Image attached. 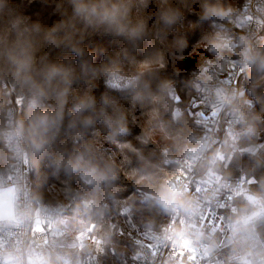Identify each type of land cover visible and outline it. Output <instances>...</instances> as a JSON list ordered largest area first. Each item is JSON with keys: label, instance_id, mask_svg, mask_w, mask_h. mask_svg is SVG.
<instances>
[{"label": "trees", "instance_id": "16d2710c", "mask_svg": "<svg viewBox=\"0 0 264 264\" xmlns=\"http://www.w3.org/2000/svg\"><path fill=\"white\" fill-rule=\"evenodd\" d=\"M241 2L0 0V173L13 163L7 119L17 103L33 210H55L45 235L67 230L94 241L84 256L70 254L72 263L136 264V237L162 229L156 197L176 181L177 157L204 129L193 105L224 43L240 53L230 24L242 26ZM113 74L133 80L115 88ZM239 87V140L216 164L222 176L248 183L230 216L234 230L257 198L264 204V17ZM242 233L258 237L262 257L264 216ZM214 235L213 264H245L233 254L234 244L246 249L235 232L231 240Z\"/></svg>", "mask_w": 264, "mask_h": 264}, {"label": "built area", "instance_id": "2783aa9c", "mask_svg": "<svg viewBox=\"0 0 264 264\" xmlns=\"http://www.w3.org/2000/svg\"><path fill=\"white\" fill-rule=\"evenodd\" d=\"M246 15H251L252 20L245 21ZM263 17L264 0H242L239 11L242 28L238 33L240 53L234 57L226 75L210 74L195 99L193 106L202 110L197 122L204 129L194 143L177 157L179 176L173 184L178 188L187 184V196L193 198L196 214L188 217L181 212L169 228L173 215L165 212L162 229L167 230L161 229L155 238L136 237V264H213L212 235L216 234L222 240L233 239L234 226L230 216L237 210L236 200L248 195V183L242 175L234 178L222 176L216 164L222 157L223 148L235 145L239 140L238 125L245 116V110L237 104L241 95L239 80L252 64L254 44L263 31ZM4 88L8 89V86L4 84ZM19 109V104H12L7 119L13 163L0 173V192L8 194H0V261L3 264H51L39 248L38 241L54 224L55 210L39 215L33 210L29 158L22 133L16 125ZM198 187L200 191H197ZM7 206L11 208V215H1ZM255 209L259 217L264 216V204L258 198ZM182 218L185 220L183 228L180 224ZM38 219L43 221L39 225L36 223ZM193 221L196 227L189 228ZM50 222H53L51 226ZM197 232L203 234L199 243L195 235ZM165 236H171L176 245L171 241L160 242ZM185 241L191 243L185 245ZM192 248L198 250L193 252ZM190 255L195 258L189 260ZM261 258L264 259V254ZM55 264L74 263L69 258H62Z\"/></svg>", "mask_w": 264, "mask_h": 264}, {"label": "rangeland", "instance_id": "374dc122", "mask_svg": "<svg viewBox=\"0 0 264 264\" xmlns=\"http://www.w3.org/2000/svg\"><path fill=\"white\" fill-rule=\"evenodd\" d=\"M230 26H232L233 29L237 31L240 28H242L239 20H236L234 23H231ZM224 46L226 47V51H224L225 54L224 55L222 54L219 57L220 59L214 62V64L209 70L210 74L217 73L219 75H226V73L228 72V69L231 66L230 63H232L231 59L234 57V53L232 52L233 48L231 47L230 43L229 44L224 43ZM132 80H133L132 78H127L121 75L113 74L110 77L109 85L115 88H124L128 86ZM201 111L202 110H197L195 114L199 116L201 115ZM259 218H260L259 212L256 209H253L252 211L249 212L247 216L241 218L240 220L242 221L241 226L234 230L235 235L237 239L239 240V243L243 247H246V249L241 252L240 251L241 247L238 246L237 244H234L233 254L240 255V259L245 264H264V259H262L261 257L257 258L262 252L261 248L258 247V244H259L258 237L251 236L250 238L246 239L244 238L243 233H242L244 225L253 223ZM148 237L153 238L155 237V235L148 234ZM84 238L86 239L85 243L81 241ZM211 241H212L211 246H213V248L217 247V239L215 235H212ZM92 243H94V241L89 240L86 234L82 233L78 235L77 237H73L70 234V232H68L67 230H64L63 233L62 232L56 233L54 237L48 238L46 235H44L38 241V246L44 252V254L50 255V253H52L53 261H58L60 258H63V257L68 258V256L74 253L75 251L78 253L79 256L81 257L84 256L85 254L91 252ZM248 247H252V248H248ZM211 257H212V253H211ZM255 259H256V262H255Z\"/></svg>", "mask_w": 264, "mask_h": 264}, {"label": "clouds", "instance_id": "9594fccd", "mask_svg": "<svg viewBox=\"0 0 264 264\" xmlns=\"http://www.w3.org/2000/svg\"><path fill=\"white\" fill-rule=\"evenodd\" d=\"M245 10L247 11V7L245 8ZM244 19L245 21H250L252 20V16L246 15ZM241 43H243V38H241ZM231 47L235 48L236 45H232ZM209 51H211V49H209ZM244 55L245 57H247V52H245ZM124 130L125 129H121V131H124ZM221 159H223V157H221ZM9 179H11V177H9ZM88 182L90 183L91 181H88ZM204 183H209V182L204 181ZM197 191H200L199 187L197 188ZM205 191H207V189H205ZM187 193H188L187 184H185L182 188H178L175 184L169 182V184L161 192V194L158 197H156L157 203L160 205V207H162L165 212H168L173 215L172 224L168 226L169 228H171L172 225L175 224V216L179 215L181 212H183L188 217H194V215L196 214V208L193 206V198L187 196ZM44 211L47 212V209H44ZM39 212H40V209L38 208L37 215H39ZM42 222L43 221L39 219L36 221L37 225H39ZM51 223L53 222H50V226H51ZM180 224H181V228H183L185 224V220L183 218L181 219ZM188 227L195 228L196 225L194 221L191 224H189ZM37 230L42 231V229H37ZM164 230H167V229H162V231ZM195 235H196L197 243H199L200 239L203 238V234L202 232H197ZM164 241H171L174 246L176 245V241L173 240L171 236H165L160 240V242H164ZM189 243H191V241H185V245ZM200 247H204V245H200ZM197 250H198L197 248L191 249V251L193 252ZM194 258H195L194 256H191V255L189 256V260H192ZM0 264H3V262L0 261Z\"/></svg>", "mask_w": 264, "mask_h": 264}, {"label": "crops", "instance_id": "0c3cea01", "mask_svg": "<svg viewBox=\"0 0 264 264\" xmlns=\"http://www.w3.org/2000/svg\"><path fill=\"white\" fill-rule=\"evenodd\" d=\"M239 30H241V29H239ZM238 30V31H239ZM231 64V63H230ZM0 194L2 195V194H4L5 196H7L8 194H7V192H5V191H2V192H0ZM7 203V202H6ZM1 215H11V208L9 207V206H7V208H6V211H5V213H3V214H1Z\"/></svg>", "mask_w": 264, "mask_h": 264}]
</instances>
